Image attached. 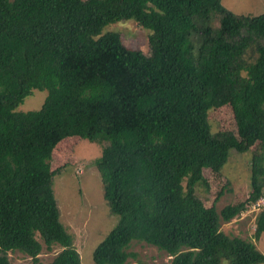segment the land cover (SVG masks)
<instances>
[{"label":"trees","instance_id":"1","mask_svg":"<svg viewBox=\"0 0 264 264\" xmlns=\"http://www.w3.org/2000/svg\"><path fill=\"white\" fill-rule=\"evenodd\" d=\"M125 19L150 30L149 54L102 32ZM34 89L46 91L40 108L16 110ZM222 105L235 131L211 130L207 111ZM96 134L107 137L96 167L119 220L94 264H127L133 240L170 264L264 263L252 241L220 229L264 195V154L250 160L246 199L218 210L197 194L203 170L222 172L231 150L264 147V13L221 0H0V264L8 251L42 264V244L61 247L47 264H81L47 159L64 137Z\"/></svg>","mask_w":264,"mask_h":264},{"label":"rangeland","instance_id":"2","mask_svg":"<svg viewBox=\"0 0 264 264\" xmlns=\"http://www.w3.org/2000/svg\"><path fill=\"white\" fill-rule=\"evenodd\" d=\"M221 3L236 14L264 13V0H221ZM211 25L217 26L216 17L211 20ZM106 31L118 32L125 46L149 54L150 30L138 25L133 19L110 23L102 32ZM45 96V90L34 89L16 110L26 112L39 109ZM207 117L212 131H235L234 116L228 105L210 108ZM106 144L107 137L104 134L64 137L54 146L47 159L50 168L57 170L53 176L52 189L60 221L73 237L81 264H94L93 249L119 220L117 214L110 212L103 198L102 182L96 167V161ZM255 154H264V147L260 143L245 152L231 150L222 172L204 169L207 185L197 187V194L203 199L204 205H214L219 210L226 204L246 199L249 193V164ZM258 211L259 208L246 210L229 222H222L220 229L226 234L252 241L256 249L264 254V232L257 239L254 237ZM60 250L58 245L48 250L42 244L37 261L47 264ZM129 251L135 256L127 264H170L172 258L154 246L135 240L131 242ZM7 257L9 264H33L31 257L18 251H8ZM220 264L229 263L222 260Z\"/></svg>","mask_w":264,"mask_h":264},{"label":"built area","instance_id":"3","mask_svg":"<svg viewBox=\"0 0 264 264\" xmlns=\"http://www.w3.org/2000/svg\"><path fill=\"white\" fill-rule=\"evenodd\" d=\"M260 207H264V195L257 199L256 203L253 205L254 209H258Z\"/></svg>","mask_w":264,"mask_h":264}]
</instances>
